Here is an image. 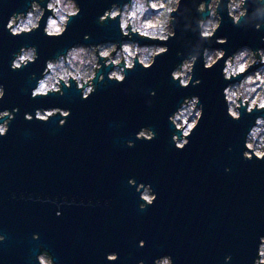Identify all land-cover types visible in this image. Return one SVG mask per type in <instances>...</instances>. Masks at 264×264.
Returning a JSON list of instances; mask_svg holds the SVG:
<instances>
[{
  "label": "water",
  "instance_id": "95a60500",
  "mask_svg": "<svg viewBox=\"0 0 264 264\" xmlns=\"http://www.w3.org/2000/svg\"><path fill=\"white\" fill-rule=\"evenodd\" d=\"M113 2L123 6L128 0H77L81 13L66 34L47 38L43 23L30 35L11 36L5 30L8 18L26 11L28 0H0V84L6 91L0 111L19 109L0 138V235L6 237L0 243V264H36L41 246L55 264H109L106 256L112 252L119 256L112 264H153L163 256H171L174 264H225L227 256L232 257L228 264H253L264 236V160H245L242 154L246 134L264 112L245 113L239 121L227 116L223 61L210 70L197 63L198 87L184 89L172 82L171 72L196 40L184 31L182 18L167 42L169 51L151 69L137 65L124 83L116 84L107 80L111 69L103 68L105 81L97 82L87 100L74 84L63 96L31 97L32 74L39 79L46 60L74 45L126 39L118 21L98 23ZM183 2L191 6V0ZM221 14L216 36L227 43L213 41L211 47L227 55L245 46L264 49V29L235 27L226 12ZM135 39L142 45L159 43ZM21 46H36L39 59L12 71V53ZM193 95L204 105L203 118L189 144L178 150L168 116ZM53 107L70 110L63 127L59 115L47 123L24 118ZM145 127L157 133L154 140L136 139ZM130 178L152 186L157 195L152 206L140 209Z\"/></svg>",
  "mask_w": 264,
  "mask_h": 264
},
{
  "label": "clouds",
  "instance_id": "9594fccd",
  "mask_svg": "<svg viewBox=\"0 0 264 264\" xmlns=\"http://www.w3.org/2000/svg\"><path fill=\"white\" fill-rule=\"evenodd\" d=\"M222 12L227 13L235 27L253 28L255 31L264 29V0H191V6L183 0H128L123 6L119 2H113L98 18V23L103 26L109 20L118 21L121 37L126 39L94 46L74 45L63 54L46 60L41 77L37 79L35 73L32 74L36 85L31 91V97L63 96L65 88L70 89L74 84L81 93V98L87 100L97 90V82L105 81V75L101 71L103 68L111 69L107 73V80L116 84L124 83L127 73L134 71L137 65L143 70L151 69L156 59L169 51L167 42L175 37V27L182 18L184 31L192 32L196 40L190 43L187 55L177 53L178 56L184 55V58L171 72L172 82L184 89L189 86L198 87L202 80L194 79L197 63L201 62L204 70H210L223 61L221 75L226 86L222 95L227 116L233 121H239L245 113L252 115L254 112H264V49L254 51L245 46L227 55L225 49L211 47L213 41L219 45L227 43L226 38L216 36L223 23ZM80 13L77 0H28L26 11L12 12L5 30L13 37H20L40 30L43 23L44 36L60 38L66 34L73 18ZM136 37L159 43L142 45ZM84 39L88 40L90 37L85 36ZM261 39L264 41V37ZM38 59L36 46H21L12 53L10 68L12 71H19ZM257 64L261 67L249 72ZM237 78L238 82L232 83ZM5 94V87L0 84V100H3ZM149 94L152 97L156 95L155 91ZM151 103L149 100L148 104ZM18 112V108L0 111V138L8 134L10 123ZM203 114L204 105L199 96L193 95L184 97L176 111L168 116L169 123L175 129L171 139L176 149L183 150L189 144V137L198 127ZM57 115L61 117L59 126L63 127L71 112L59 107L38 108L34 117L25 113L24 118L27 121L35 118L47 123ZM156 136L157 133L147 127L136 133L137 140L152 141ZM127 146L134 147L133 141H128ZM243 146L245 151L242 155L245 160L250 161L253 157L264 160V115L255 118ZM128 183L139 194L141 210L152 206L157 200L150 184L137 185L135 178H130ZM56 215L60 216L61 213L57 212ZM5 239L4 235H0V243ZM33 239L38 240L39 234L34 233ZM139 246L144 247L145 242L141 240ZM118 259V253L115 252L106 256L109 264ZM231 259V256L225 257V264ZM35 260L36 264H55L53 256L43 246ZM139 264H144V261H139ZM153 264L174 262L171 256H163L155 259ZM253 264H264V236L259 239Z\"/></svg>",
  "mask_w": 264,
  "mask_h": 264
},
{
  "label": "rangeland",
  "instance_id": "374dc122",
  "mask_svg": "<svg viewBox=\"0 0 264 264\" xmlns=\"http://www.w3.org/2000/svg\"><path fill=\"white\" fill-rule=\"evenodd\" d=\"M257 65H259V64H257Z\"/></svg>",
  "mask_w": 264,
  "mask_h": 264
}]
</instances>
